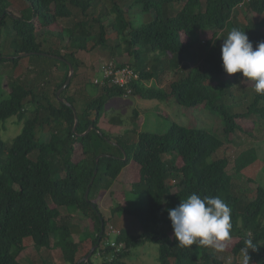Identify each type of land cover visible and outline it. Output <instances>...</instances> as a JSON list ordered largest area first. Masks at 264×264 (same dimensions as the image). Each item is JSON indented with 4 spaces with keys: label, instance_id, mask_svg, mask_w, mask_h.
<instances>
[{
    "label": "trees",
    "instance_id": "trees-1",
    "mask_svg": "<svg viewBox=\"0 0 264 264\" xmlns=\"http://www.w3.org/2000/svg\"><path fill=\"white\" fill-rule=\"evenodd\" d=\"M108 1L112 8L100 11L101 0H0V63L16 69L25 57L51 60L53 64L31 70L57 79L52 92L45 85L42 89L15 81H5L8 96L0 91V264H23L20 257L28 239L40 251L60 249L67 264H94L92 258L99 253L104 258L101 264H126L133 249L148 243L159 246L160 264H228L220 253L244 257V242L252 239L257 246L249 249L250 264H264V186L250 178L256 185L254 193H238L232 163L226 155L220 156L239 132L251 136L262 132L264 94L255 92L253 81L242 82L241 73H225L221 57L213 58L211 52L219 36L232 28L246 31L254 48L264 41V0H136L138 9L153 17L143 26L135 25L132 7ZM244 7L248 17L240 25L237 15ZM81 16L83 21L73 27L62 25ZM4 30L12 31L6 43L10 40L9 47L15 49L12 54L1 52ZM47 35L55 36V42ZM112 40L118 42L112 53L116 67L132 65L130 58L136 59L137 65L132 66L140 75L134 97L172 98L190 111L210 110L224 121V140L194 126L173 123L165 135L141 133L136 143L128 145L101 129L108 100L124 96L117 88H101L102 94L80 112L78 100L67 96L73 89L80 92L89 81L86 85L77 81L78 55L106 48ZM49 42L53 45L44 49ZM199 46L210 52L201 66L194 65ZM42 52L66 61L40 56ZM146 53L155 56L156 65L145 64ZM67 61L74 65L75 76L62 98L78 112L76 131L73 108L57 98L69 77ZM165 63L167 67L159 66ZM101 65L97 63L90 77ZM165 68L175 70L177 77L169 89L149 86ZM232 97L241 108L233 109L237 105L230 104ZM13 118L23 128L8 144L2 132ZM103 154L110 157L97 162ZM256 161L255 151L241 155L234 162L235 173ZM105 180L129 185L137 195L147 193V206L130 210L126 194L113 192L120 205L106 217L100 204L103 191L99 190L97 199L91 197ZM193 193L220 196L231 208V239L220 242L222 250L198 243L180 247L175 240L168 210ZM118 213L137 218L142 229L139 236L121 231L117 243L124 247L119 252L103 244L109 237L108 225ZM76 214L82 217L79 225Z\"/></svg>",
    "mask_w": 264,
    "mask_h": 264
},
{
    "label": "rangeland",
    "instance_id": "rangeland-1",
    "mask_svg": "<svg viewBox=\"0 0 264 264\" xmlns=\"http://www.w3.org/2000/svg\"><path fill=\"white\" fill-rule=\"evenodd\" d=\"M102 7H98L101 11L103 7L112 8V3L108 0H101ZM116 2L122 7H132V13L135 18L136 26H143L149 24L153 21V17L142 13L139 10V6L135 3L136 0H116ZM248 14L246 8H242L237 15V23L244 24L246 23ZM83 17L75 18L73 21H64L62 25L64 27L70 28L73 27L76 23H79ZM99 28L94 29V33H99ZM230 30L224 31L219 38L217 39L216 46L213 47L211 51L212 57H221V45L223 41L221 39L226 38L227 33ZM12 31L4 30L2 33V45L1 52L6 54H12L15 49L9 47L7 40L12 36ZM47 37L51 42H55V36ZM12 41V40H11ZM49 42L44 46V49H48L53 43ZM215 43V44H216ZM118 42L112 40L108 43L106 48H98L93 50L91 53H81L78 55L80 62V78L77 81H86L89 78L88 84L80 92H76L74 89L69 92L68 97H75L78 100V109L80 112H83L93 101L94 98L102 94L101 88L94 84V79L97 74L91 76L95 70L97 63H103L107 61L114 60L112 56L113 51L115 50ZM124 47V45H123ZM125 49V48H122ZM208 52L204 47H197L195 54V63L194 65H205V61L208 59ZM154 55L151 56L149 53L144 55L145 63L149 67L157 64L154 60ZM217 58V59H218ZM38 57H25L23 58L19 68H14L13 64H1L0 63V91L2 95L8 96V91L5 88V81L12 83L23 82L32 87L44 88V85L52 92V88L55 87L57 79L55 76H44L34 73L31 69L37 71L43 66L53 64L51 60H42ZM130 64L137 65L136 59L130 58ZM161 68L167 67V63L159 64ZM166 69V68H165ZM164 73L159 74V80H151L149 86H157L163 90H168L171 83H173L177 77L175 70H164ZM74 79V78H73ZM239 85L242 82H239ZM244 85V84H243ZM242 86V85H241ZM240 86V87H241ZM93 93V96L91 95ZM238 96V95H237ZM52 97V93H51ZM234 98H231L230 104L237 105L233 109L241 108V104L232 101ZM250 99V97L248 98ZM137 113V114H136ZM173 123H177L184 127H196L200 130L206 131L212 135H215L219 139L224 140V121L217 115L212 113L210 110H187L180 106L175 99L170 98L168 101H157V100H145L138 97H114L108 100V103L105 108V116L101 123V129L107 134H111L114 138H121L128 145H132L139 140L141 133H155L160 135H165ZM23 128L22 123H18L15 118L8 121L5 126L2 136L5 142L8 144L21 133ZM262 132H255L253 136L248 133L239 132L233 142H227L223 148L220 156L226 155L232 165L231 171L234 174L235 184L237 192L241 195H251L256 189V185L249 181L253 179L259 182L264 186V128ZM113 143V142H112ZM111 151L116 152L115 149ZM249 151H255L257 155V161L250 166L247 170L241 173H235L234 162L243 154L248 153ZM169 159V158H168ZM126 182V180H125ZM101 189L102 199L100 201L101 209H103L106 217H110L112 210L119 207V199L117 196H113L112 193H125L127 206L130 210L142 209L145 208L148 204V194H135L131 186L126 185L122 182H113L105 180L103 181L98 188H96L91 197L97 199L99 196V190ZM63 213L65 211L63 209ZM78 222H82V217L80 214H76L75 217ZM79 225V224H78ZM110 230L115 231L112 233L108 239L107 243L111 244L114 241H117L118 235L121 231H124L127 235L139 236L142 233L140 223L137 218L118 213L110 221L109 225ZM108 227V228H109ZM83 228L87 230V227ZM75 241H79V237H74ZM93 257V256H92ZM91 257V258H92ZM219 257L226 261L228 264H243L244 257L238 259L234 258L231 255L226 253H220ZM23 264H67L62 255L60 249L53 250H38L35 247V244L32 239H28L26 242V250L22 253L21 257ZM104 258L99 257V255L92 258L94 264L103 263ZM126 264H160L159 261V246L157 244L148 243L145 246L135 248L132 251V254L129 258L125 259Z\"/></svg>",
    "mask_w": 264,
    "mask_h": 264
},
{
    "label": "clouds",
    "instance_id": "clouds-1",
    "mask_svg": "<svg viewBox=\"0 0 264 264\" xmlns=\"http://www.w3.org/2000/svg\"><path fill=\"white\" fill-rule=\"evenodd\" d=\"M222 67L228 75L242 74V82L253 81L257 94H264V41L255 48L246 31L232 28L221 39ZM231 208L220 196L193 193L168 210L173 235L180 247L200 244L221 249L222 241L231 239ZM243 264H250L249 249L255 250L252 239L245 240ZM222 250V249H221Z\"/></svg>",
    "mask_w": 264,
    "mask_h": 264
},
{
    "label": "built area",
    "instance_id": "built-area-1",
    "mask_svg": "<svg viewBox=\"0 0 264 264\" xmlns=\"http://www.w3.org/2000/svg\"><path fill=\"white\" fill-rule=\"evenodd\" d=\"M140 72L137 71L132 65H128L127 69H118L116 67V61L111 60L103 62L96 78L94 79V84L100 88L110 87L117 88L124 92L125 97L133 96L135 90L134 85L139 82ZM115 231L110 230L109 236ZM104 248L106 246H111L117 248V252L121 251L124 247L123 244L118 245L117 241L113 243H103ZM99 257H102L101 254H98Z\"/></svg>",
    "mask_w": 264,
    "mask_h": 264
},
{
    "label": "water",
    "instance_id": "water-1",
    "mask_svg": "<svg viewBox=\"0 0 264 264\" xmlns=\"http://www.w3.org/2000/svg\"><path fill=\"white\" fill-rule=\"evenodd\" d=\"M38 54H39L40 56H43V57H51V58L56 59V60L66 61L64 58H62V57H60V56H56V55H51V54L43 53V52H42V53H38ZM67 63H68V65H69V67H70L69 77H68L66 83L63 85V87L58 91V93H57V98L59 99V101H60L61 103H66L67 105H69L70 107L73 108L74 113H75V117H76V124H75V129H74V130L76 131V129H77V127H78V124H79V116H78V112H77V110L75 109V107L72 106V105L69 103V101H67L66 99L62 98V94H63V93L66 91V89L70 86V84H71V82H72V80H73V78H74V76H75V68H74V65H73L71 62H69V61H67ZM94 128H95L94 125L91 126V127L89 128V130L84 134V136L87 135V134H89ZM111 143H112V142H111ZM113 144H114V145H118L117 143H113ZM104 157H110V155H106V154L100 155L99 157H97V162H98L101 158H104ZM126 159H127V155H126V153H125V160H126ZM97 174H98V170L95 171V176H96ZM94 180H95V178L93 179L91 185L94 183ZM88 196H89V191L87 192V198H88ZM103 229H104V225H103ZM96 249H97V247L93 248V250L90 252V254L86 257V261H89V260L91 259V257L93 256V253H94V251H95Z\"/></svg>",
    "mask_w": 264,
    "mask_h": 264
},
{
    "label": "bare ground",
    "instance_id": "bare-ground-1",
    "mask_svg": "<svg viewBox=\"0 0 264 264\" xmlns=\"http://www.w3.org/2000/svg\"><path fill=\"white\" fill-rule=\"evenodd\" d=\"M118 68V67H117ZM128 68V66H124V67H122V68H118V69H127Z\"/></svg>",
    "mask_w": 264,
    "mask_h": 264
}]
</instances>
